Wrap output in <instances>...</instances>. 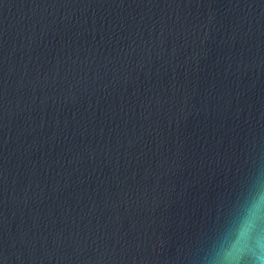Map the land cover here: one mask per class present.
I'll use <instances>...</instances> for the list:
<instances>
[{
	"label": "water",
	"instance_id": "obj_1",
	"mask_svg": "<svg viewBox=\"0 0 264 264\" xmlns=\"http://www.w3.org/2000/svg\"><path fill=\"white\" fill-rule=\"evenodd\" d=\"M258 201L264 0H0V264H224Z\"/></svg>",
	"mask_w": 264,
	"mask_h": 264
},
{
	"label": "clouds",
	"instance_id": "obj_2",
	"mask_svg": "<svg viewBox=\"0 0 264 264\" xmlns=\"http://www.w3.org/2000/svg\"><path fill=\"white\" fill-rule=\"evenodd\" d=\"M261 203L264 201L252 206L236 240L224 250V264H264V237L258 231Z\"/></svg>",
	"mask_w": 264,
	"mask_h": 264
}]
</instances>
